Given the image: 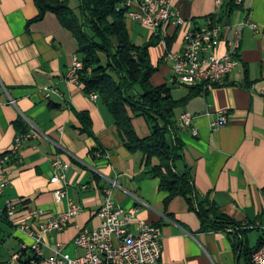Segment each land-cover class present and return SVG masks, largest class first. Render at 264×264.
<instances>
[{
  "label": "crops",
  "instance_id": "0c3cea01",
  "mask_svg": "<svg viewBox=\"0 0 264 264\" xmlns=\"http://www.w3.org/2000/svg\"><path fill=\"white\" fill-rule=\"evenodd\" d=\"M225 3L222 0L221 5ZM175 10L193 28L207 17L226 27L217 55L225 53L242 21L258 28L257 32L242 28L237 64L223 86L192 96L174 110L175 137L182 146L175 171H189L196 195L207 197L238 230L201 232L198 216L182 198L165 203L158 179L141 164L139 153L124 148L99 99L90 100L80 84L64 80L77 52L70 33L52 14L26 26L37 15L33 0H0V157L10 153L16 136L36 135L21 143L4 164L8 184L0 209L7 203L15 209L9 221L0 215V264H8L15 254L19 258L13 264H27L31 258L30 239L12 225L29 222L30 208L43 211L39 223L66 209L64 202L53 201L56 186L49 183V164L56 157L68 165V198L81 211L62 232L44 238V256L55 249L80 256L82 251L73 246L74 226L96 228V212L109 191L115 208H134L141 220L159 227L157 264H249V254L264 239V0H242L231 8H218L215 0H177ZM144 30L145 37L137 32L142 45L157 39L148 51L151 64L158 67L151 84L166 85L172 100L187 98L189 88L168 83L172 61L164 58L182 49V31L171 26ZM220 112L228 123L212 130L210 124ZM182 113L193 117L195 135L178 129ZM79 114L87 115L92 137L84 132ZM131 124L139 139L150 134L143 118H133Z\"/></svg>",
  "mask_w": 264,
  "mask_h": 264
},
{
  "label": "built area",
  "instance_id": "2783aa9c",
  "mask_svg": "<svg viewBox=\"0 0 264 264\" xmlns=\"http://www.w3.org/2000/svg\"><path fill=\"white\" fill-rule=\"evenodd\" d=\"M177 0H125L121 4L124 10L126 23L138 24L152 32L171 26L182 31L183 47L177 53H166L164 58L172 61L170 85L187 88H200L204 93L210 88L221 87L226 78L236 66V54L239 49L241 30L248 27L254 32L258 31L256 25L242 21L234 30L233 37L224 54L217 55L215 50L218 40L226 27H221L213 19L207 17L196 28L191 21L182 19L175 10ZM242 0H234L239 6ZM219 8L222 0H215ZM82 68L81 62L74 55L67 69L64 80L70 84H78L77 73ZM46 91L44 98L48 99ZM88 98L97 99L93 93ZM13 103V101H10ZM193 117L182 113L177 120L178 129H189L192 135ZM228 123L225 113H217L210 124L212 130L218 129ZM35 134H26L14 138V146L9 154L0 157V196L8 182L4 164L10 155L16 153L20 144L35 138ZM49 183L56 186L52 191L55 203L64 202L66 209L51 219L39 223L43 211L38 208L28 210L29 222L12 224L18 231L27 235L31 244L32 253L28 264H157L161 254V234L157 226L150 225L141 220L134 208L123 210L115 208L110 199L109 191H105V199L96 212L99 225L91 230L81 229L75 225L76 235L73 246L82 251L80 256L71 257L62 250H52L51 255L44 256V238L51 233L62 232L79 215L81 209L73 203L67 194L66 171L68 165L56 157L50 161ZM14 206L7 203L0 209V215L10 220L14 215ZM133 227V232L130 231ZM231 232V230H228ZM19 258L12 255L8 264H13ZM249 264H264V239L260 245L251 252Z\"/></svg>",
  "mask_w": 264,
  "mask_h": 264
},
{
  "label": "trees",
  "instance_id": "16d2710c",
  "mask_svg": "<svg viewBox=\"0 0 264 264\" xmlns=\"http://www.w3.org/2000/svg\"><path fill=\"white\" fill-rule=\"evenodd\" d=\"M74 1L76 6L72 8L71 0H33L37 15L26 26L52 14L70 33L82 64L77 73L78 84L86 96L91 93L97 96L111 116L124 148L141 155V164L149 168V174L158 179L159 191L166 194L165 203L182 198L198 216L201 232L235 233L236 223L219 213L207 197L196 195L191 173L175 171L182 146L175 137L174 110L190 97L201 94L200 88H189L190 96L172 100L166 85L151 84L150 78L158 67L151 64L148 51L157 39L151 38L139 46L133 44L121 8L125 0ZM225 2L221 6H235L234 0ZM210 18L218 23L215 17ZM137 117L143 118L150 129L146 138L139 139L134 132L131 120ZM78 118L84 132L92 137L87 115L79 114Z\"/></svg>",
  "mask_w": 264,
  "mask_h": 264
},
{
  "label": "rangeland",
  "instance_id": "374dc122",
  "mask_svg": "<svg viewBox=\"0 0 264 264\" xmlns=\"http://www.w3.org/2000/svg\"><path fill=\"white\" fill-rule=\"evenodd\" d=\"M76 6V2H70V7L74 8ZM128 29L130 31V33H132L134 36V40H132L133 44L135 45H142L140 39H138L137 37V32H139L138 34L142 35V37H145L146 35V30H144L145 28L140 26V25H136V24H132V23H127ZM144 40V39H143Z\"/></svg>",
  "mask_w": 264,
  "mask_h": 264
}]
</instances>
